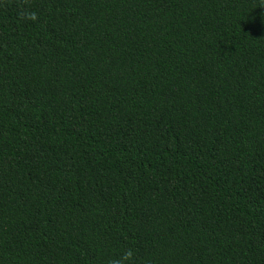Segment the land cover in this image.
I'll use <instances>...</instances> for the list:
<instances>
[{"label":"trees","instance_id":"16d2710c","mask_svg":"<svg viewBox=\"0 0 264 264\" xmlns=\"http://www.w3.org/2000/svg\"><path fill=\"white\" fill-rule=\"evenodd\" d=\"M0 264H264V0H0Z\"/></svg>","mask_w":264,"mask_h":264}]
</instances>
